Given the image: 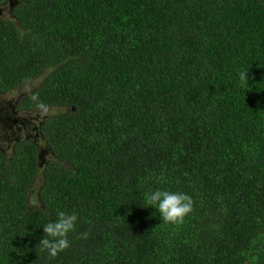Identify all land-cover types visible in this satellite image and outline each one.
Instances as JSON below:
<instances>
[{"label":"trees","instance_id":"16d2710c","mask_svg":"<svg viewBox=\"0 0 264 264\" xmlns=\"http://www.w3.org/2000/svg\"><path fill=\"white\" fill-rule=\"evenodd\" d=\"M11 13L0 94L30 85L16 109L54 113L38 128L44 167L31 138L0 148V264H264V0ZM157 188L192 197L182 222L146 207ZM62 211L78 225L51 258L38 244Z\"/></svg>","mask_w":264,"mask_h":264},{"label":"clouds","instance_id":"9594fccd","mask_svg":"<svg viewBox=\"0 0 264 264\" xmlns=\"http://www.w3.org/2000/svg\"><path fill=\"white\" fill-rule=\"evenodd\" d=\"M241 82L246 79V74H240ZM43 107V104L40 105ZM146 207L155 208L164 223L176 224L183 221L185 216L192 211V197L182 191H170L166 189H155L146 194ZM156 213H153L155 215ZM77 213L60 212L57 219L48 220L44 225L45 236L41 239L38 247L55 258L61 252L71 246L69 234L74 232L78 225ZM86 237L87 233H81Z\"/></svg>","mask_w":264,"mask_h":264},{"label":"rangeland","instance_id":"374dc122","mask_svg":"<svg viewBox=\"0 0 264 264\" xmlns=\"http://www.w3.org/2000/svg\"><path fill=\"white\" fill-rule=\"evenodd\" d=\"M19 0H7L0 3V17L4 19L13 18L11 8L18 3ZM37 84V83H35ZM32 91V86H22L10 93L0 94V148L7 154L12 153L14 142L17 139L31 138L43 150L41 157L42 166L48 164L51 157L50 151L38 134L39 124L42 119L53 111H40L39 114L21 113L16 109L18 103L22 100L21 97L29 94ZM15 119L17 123L14 125L8 124L9 119ZM13 125V126H12Z\"/></svg>","mask_w":264,"mask_h":264}]
</instances>
